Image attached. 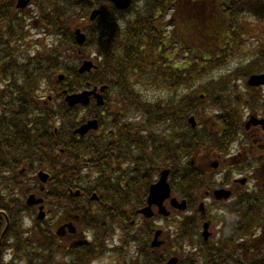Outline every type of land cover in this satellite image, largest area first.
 I'll return each mask as SVG.
<instances>
[{"label":"trees","instance_id":"trees-1","mask_svg":"<svg viewBox=\"0 0 264 264\" xmlns=\"http://www.w3.org/2000/svg\"><path fill=\"white\" fill-rule=\"evenodd\" d=\"M43 2L49 10L44 23L60 40L28 61L16 59L15 46L7 38L24 32V25L21 28L18 20L9 22L10 10L0 6V62L6 65L5 76L14 79L13 87L0 94V210L4 212L0 213V264H6L2 255L8 246L24 253L28 263L22 262L17 254L18 260L7 264H58L52 257L51 226L37 228L45 222L36 219L34 226L24 230V215L31 210L25 199L31 191L42 193L46 200L61 201L73 199L71 191L77 188L84 189L83 197L89 196V190L97 191L101 209L95 214L78 210L76 202L70 205L80 213L82 225L94 231L95 242L91 246L98 249L113 233L120 209L124 204L129 206L131 191L138 187L132 183L121 191L113 185L120 162L169 166L174 179L180 166L185 172L184 194H190V189L198 184L194 176L198 173L191 174L192 159L212 143L213 136L206 129L192 127L189 117L192 114L201 117L203 109L212 103L207 109L227 108L228 113L219 115L218 120L228 137L238 133L243 93L235 82L243 79V34L249 32L243 26V15L264 21V0H181L178 6L172 0H139L141 11L127 16L130 8L120 17L123 23L119 25L110 15L108 22L90 30L88 41L80 46L68 27L74 14L79 12L81 16L86 8L78 9L73 0H39L41 7ZM167 10L175 14L174 24L182 25V36L180 30L177 35L182 38L179 47L183 52L177 61L171 54L173 40L169 39L165 46L163 41L161 24ZM79 49L84 57L94 54L97 59V68L84 75L76 68L82 60ZM66 62L76 66L71 69ZM245 66L264 70V45L258 47L255 58L246 61ZM59 69L67 73L62 87H58L53 99L42 97L38 90L48 81L47 76ZM87 83L109 86L105 105L92 110L95 117L101 115L100 110L105 111L101 122L106 125L108 137L100 135L99 142L96 132L92 142L72 134L79 120L77 108L68 106L64 100L65 89L74 92ZM138 84L156 89L146 90ZM216 93L221 99L223 94L230 95L224 102H215ZM258 101L253 97L248 106L254 108ZM138 117L143 120H135ZM127 120L130 127L124 124ZM118 138L122 148L117 154L114 143ZM132 150L141 154H133ZM25 164L28 169L21 172ZM44 168L52 174L51 188L40 192L31 179ZM140 170L137 166L135 176ZM257 193L243 199V215L238 213L236 221H227V225L233 226L231 235L242 232L244 239L263 223L264 186ZM115 201L122 203L117 205ZM90 204L89 199L87 205ZM6 218L9 226L5 239H1ZM185 225L191 227L192 223L188 221ZM149 232L152 233L150 227L146 233ZM236 239L229 238L231 244L226 248L208 250L206 264H264L263 243H243L242 257L240 247L234 244ZM96 254V249L90 248L86 264H94L92 258ZM79 258L77 252L72 261ZM185 264H196L195 257H188Z\"/></svg>","mask_w":264,"mask_h":264},{"label":"flooded vegetation","instance_id":"flooded-vegetation-1","mask_svg":"<svg viewBox=\"0 0 264 264\" xmlns=\"http://www.w3.org/2000/svg\"><path fill=\"white\" fill-rule=\"evenodd\" d=\"M4 3L11 4L13 5L15 3V0H6ZM10 16H9V22L13 21L17 17V10L13 9V11H9ZM130 127L129 125H127ZM218 137H224V136H218ZM249 137V136H247ZM260 138V137H259ZM246 136L243 135L242 139V145L241 149L237 152L236 156L231 158L230 162L235 163L239 166V169L236 171H241V174L243 175V165H246L249 163V159H253L255 162H258L259 159L256 158L255 154L256 152H261L264 149V144L260 143L261 138L258 139L257 135H252L251 141H253L252 146L250 147L249 150L243 148V143H246L247 145V140ZM115 151L118 154L122 148V141L120 138L115 140L114 143ZM244 149V150H243ZM134 153L135 150H132ZM252 154V155H251ZM254 154V155H253ZM260 157V156H257ZM218 162H221L219 159V156L217 155ZM125 162L129 161H122L123 165H119L116 167V176H115V183L114 186H117L119 190H124L126 189L130 184H134L135 180L138 179V183L140 185H143L142 190L140 192L139 198L145 199V203L147 201L151 186L153 183H156L163 170H166L160 166H156V168H152V166H141V165H134V166H129V165H124ZM196 160H194V163ZM218 165V163H217ZM141 169L138 171V175L135 176V169ZM196 166V171L198 175L194 176L197 178V183H198V189L196 191L193 190L188 195L184 196V173H182V168L178 166L177 169V176L176 179L172 178L171 173H170V182L175 183L179 185V182L181 181L178 189L176 192H173V196L177 197L179 200H184L187 199L189 203H187L188 208L186 211H190L191 213H194L193 217H191L194 220V224L196 226L195 228V234H194V239L192 243L186 244L187 248H192L195 250L196 248H199L201 245L205 244H211L214 249H217L218 246L214 243V238L217 237L216 233L214 230H212V224L214 219L211 217V212L209 211V207L211 205L215 204H220L222 201H225V199L231 194V198L234 199L236 198V195L241 196V201L243 203V186L246 187L248 190H252L255 185L253 182H249L248 179H242L241 181H237V177L234 176V172L232 171V168L235 166L232 165H224V164H219L218 168L216 167V170H210V172H213L215 175H219V178H217L215 175H213V182L214 185L207 184L205 180H207V171L204 167L203 164H200L199 162L195 163ZM141 167V168H140ZM237 168V167H236ZM193 173H195V169ZM192 174V173H191ZM209 175V174H208ZM233 181V183H232ZM240 183L239 185H236L235 183ZM223 190L224 192H229L228 195L223 194L221 191L217 190ZM204 191V192H203ZM198 192L202 193L200 196ZM135 196V193L132 191L131 197ZM226 197V198H223ZM230 198V199H231ZM62 202V203H61ZM70 202L69 201H61L58 199L52 200L50 202L49 206V211H48V217L50 220H52V234H50V241L53 247V252H52V257L53 259L59 263V264H86V259L88 256V250L90 248H95L91 246V244L94 242V238L91 237L90 232L88 230H84L81 227V223L79 220V216L76 214H73V212H70ZM81 206L82 209L84 210H90L86 208L85 205V199H82V197L79 198L77 201ZM117 205L120 203L115 201ZM165 205H171L170 201L167 200L165 202ZM85 206V207H84ZM125 209V208H124ZM154 210H157L156 208ZM180 209H176L175 212L179 211ZM125 211V210H124ZM182 212V211H181ZM62 213H65L66 217L64 220H72L73 218L77 220L78 222L75 223L77 230L72 232L71 230H65L62 233V236H57L56 231L59 229V227L62 224H59V221L62 220L61 215ZM132 214H127L126 215V220H125V226L130 227V230L128 232H124L122 230H115L112 240L115 239L116 236L120 235L122 245H119L117 248L113 249H108L106 248V255L102 257V250L96 249V252L98 254L97 260H100V262H96V264H108L111 263L112 261L113 264H163L164 261L167 259V244L166 240L162 239L164 237V232L165 230L161 227L162 229V234H161V240L157 244V242L154 244L153 240L149 238L150 236L146 233L149 227L151 226L152 220L155 223H158L156 219H164L161 215L158 213H155L154 217L152 220H145L143 218V215L140 214L138 211H133L129 212ZM189 214V212H188ZM190 215V214H189ZM78 216V217H77ZM173 215L169 216L167 220H173ZM180 225L181 228L178 232H181V229H184V219L182 217H179ZM121 221V218L118 217L117 219V224H119ZM128 223L130 225H128ZM145 223V225H143ZM65 224V223H63ZM123 224V222H122ZM120 226V225H119ZM207 226L208 230H205V227ZM208 231V232H205ZM154 236V234H153ZM180 238V237H178ZM57 249H60L59 251ZM134 250V251H133ZM200 250V249H199ZM133 255L131 254V252ZM77 252H79L80 258L78 261H72L75 256L77 255ZM113 252V258L112 260H108L106 256L111 254ZM21 257H23L21 255ZM105 260L101 262V260ZM181 261V259L178 260V263Z\"/></svg>","mask_w":264,"mask_h":264},{"label":"rangeland","instance_id":"rangeland-1","mask_svg":"<svg viewBox=\"0 0 264 264\" xmlns=\"http://www.w3.org/2000/svg\"><path fill=\"white\" fill-rule=\"evenodd\" d=\"M243 20H244V23L247 25V27H249V35H244V44H245V47L249 50H255V46H257L259 43L261 42H264V23H257V21H253V20H249L248 21V18L246 16L243 17ZM82 22V19H78L76 21V24L77 25H80V24H83L81 23ZM84 23H88L86 20L83 21ZM33 32V33H32ZM32 32H30V35H29V47H25L24 50H25V58L28 59L30 56H32L34 53H36L38 51V45L36 44L37 40L38 39H42V42H40V47H43V46H46L47 44L51 43L52 42V38H49L45 35H43V33L41 34H38V32H36L35 30H33ZM44 36L47 37L46 39H44ZM58 39V38H57ZM31 40L33 42H31ZM62 41V40H61ZM60 41V42H61ZM67 64L69 62H66ZM75 66L74 63L72 64H69V66ZM243 72H246V70H243ZM56 75H54L55 77ZM239 84L243 86V93L245 91L249 92L250 89L246 90L245 89V86H246V79L245 77H243L242 80L239 81ZM59 85H58V82H52V83H49L48 85L45 84V88L42 90V93L43 94H47V93H52L53 95L56 94V90L58 89ZM262 93L264 92V87H260L259 89ZM153 93H151L152 95ZM112 95V93H111ZM222 99H218L217 101H221ZM204 112H202V114L204 115V121H206L207 119H209L208 117H210L211 115H213V109H203ZM255 113V112H254ZM258 114L260 115H263V113L261 111H258L257 112ZM245 116L248 115V113L244 114ZM244 116V118H245ZM212 117V116H211ZM247 117V116H246ZM209 124V123H208ZM217 132V131H216ZM249 135H256L255 133H253L252 131L249 132ZM252 142L251 140H249V144H250V147L252 146ZM213 145V144H212ZM214 146V145H213ZM215 147V146H214ZM248 147V144L246 145V143H243V148L244 149H247ZM240 148V145L239 144H236V145H233L232 147V153L233 152H236L237 150H239ZM243 149V150H244ZM215 151V152H214ZM216 150L212 149L211 151H205V153H203V156H202V162L201 164L204 165L206 171H207V174H210V169L208 167V162L211 160H215V155H216ZM249 163H253L250 159H249ZM244 167L245 165L243 166V170H244ZM256 167V168H255ZM253 169V175L256 176V177H259L261 174H264L263 170H262V167L260 165H256ZM238 171H235V174L234 176H237ZM246 172V171H245ZM204 192V191H203ZM199 196L202 194L201 192L199 193ZM219 206V205H218ZM47 209L49 210L48 206H47ZM211 211L214 213V215L219 219V216L220 214L222 213V210L220 209H217V208H214L213 209V206L211 207ZM172 217H173V220L169 221V220H165L162 221V219H156L158 221V224H157V228L158 227H161L165 230L164 232V237H162V239L166 240V244H167V247L170 248L172 246V240H173V235L175 236L176 235V232H177V223L180 221L179 217H186V216H189V214L187 212H180V211H177V213L175 212L174 209H172ZM191 215L193 216L194 213H191ZM122 238H120V235L119 236H116L114 240L110 241L111 244H109V249H115L117 248L119 245H122V241H121ZM188 245V243H186ZM176 247V246H175ZM174 249V247H171V251ZM134 251V250H133ZM189 251H192V249H189ZM131 252V251H130ZM173 252V251H172ZM131 254L133 255V253L131 252ZM174 253H172L171 255H173ZM176 255H178L177 253H175ZM106 258L108 260H112L113 258V252H111V254L107 255ZM202 254H199L198 255V259H202ZM103 260V259H102ZM114 261H112L111 263H108V264H113ZM106 264V263H105Z\"/></svg>","mask_w":264,"mask_h":264},{"label":"water","instance_id":"water-1","mask_svg":"<svg viewBox=\"0 0 264 264\" xmlns=\"http://www.w3.org/2000/svg\"><path fill=\"white\" fill-rule=\"evenodd\" d=\"M116 4L119 7H127L130 4V0H115ZM95 14V12L93 13ZM77 37L80 43H83L85 41V35L82 34L80 32V30L77 31ZM94 66L93 62L91 61H86L83 66L81 67L80 71H84V70H88L90 68H92ZM255 80H259L261 83H264V75L261 76H253L250 80L251 83H253V81ZM101 90H104V88H102ZM95 93V97L98 98V104H102L103 103V97L102 95H100L99 93L96 92V89H94L93 91H86L82 94H74V95H68L66 100L71 103V104H75V103H88L89 102V96L91 94ZM191 122L193 123V125H196V121L195 118L192 117ZM97 127V121L93 120L90 121L87 125L82 126L79 131L81 133H85L87 132V130H89L90 128H96ZM167 174L168 172L165 171L163 172V176L162 179L155 185L152 186L151 189V193L148 199L149 205L145 208H143L141 210V212H143L144 214H146L147 216H151L153 215V211L151 209V206L153 203H157L160 206V212L164 213V214H169V212L166 211V208L162 205L163 201L170 196V186L167 183ZM41 176L43 177V175L41 174ZM43 200L42 199H37L34 195H31L28 199V203L29 204H38L41 203ZM172 203L176 206L178 205V201L174 198L172 200ZM186 206L185 202L180 205L181 208H184ZM40 217H44V213L42 212ZM64 229V227L61 228V230ZM61 233V232H59ZM155 244V242H154ZM176 263V259H172L169 264H175Z\"/></svg>","mask_w":264,"mask_h":264}]
</instances>
